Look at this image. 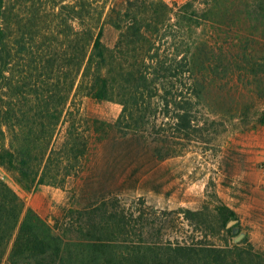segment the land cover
Returning a JSON list of instances; mask_svg holds the SVG:
<instances>
[{"label":"trees","instance_id":"1","mask_svg":"<svg viewBox=\"0 0 264 264\" xmlns=\"http://www.w3.org/2000/svg\"><path fill=\"white\" fill-rule=\"evenodd\" d=\"M225 1L0 0V166L28 193L74 184L78 202L55 229L0 177V264H264L248 239L216 244L239 216L215 191L200 209L164 216L119 195H78L93 139L114 135L165 160L183 155L179 140L223 125L199 117L198 36ZM104 24L120 33L114 47ZM80 97L122 113L114 124L85 118ZM254 109L241 120L264 125ZM174 214L205 241L172 239Z\"/></svg>","mask_w":264,"mask_h":264},{"label":"rangeland","instance_id":"2","mask_svg":"<svg viewBox=\"0 0 264 264\" xmlns=\"http://www.w3.org/2000/svg\"><path fill=\"white\" fill-rule=\"evenodd\" d=\"M119 37L117 29L104 24L108 46L114 47ZM198 37L199 117L203 123L208 119L223 125H208L209 131L192 141L179 140L183 155L165 160L142 144L126 143L114 135L93 139L80 202L100 194L119 195L129 209L164 216L183 208L200 209L215 191L237 212L240 226L248 230L246 239L264 252V125L257 124L253 115L246 124L240 117L245 106L264 110V0H226ZM77 104L83 117L110 124L123 109L91 97H80ZM163 127L169 131L170 126ZM0 177L55 229L68 209L78 204L74 184L66 190L41 186L28 193L1 166ZM170 219L172 239L205 241L182 216L174 214ZM233 238V233L228 239L221 236L216 244Z\"/></svg>","mask_w":264,"mask_h":264},{"label":"water","instance_id":"3","mask_svg":"<svg viewBox=\"0 0 264 264\" xmlns=\"http://www.w3.org/2000/svg\"><path fill=\"white\" fill-rule=\"evenodd\" d=\"M228 229H231L234 238H233V243L234 244H240L242 243L248 236V230L243 229L240 224L239 220H231L228 225Z\"/></svg>","mask_w":264,"mask_h":264},{"label":"crops","instance_id":"4","mask_svg":"<svg viewBox=\"0 0 264 264\" xmlns=\"http://www.w3.org/2000/svg\"><path fill=\"white\" fill-rule=\"evenodd\" d=\"M167 3H179V4H182V3H185L187 2L188 0H165Z\"/></svg>","mask_w":264,"mask_h":264}]
</instances>
